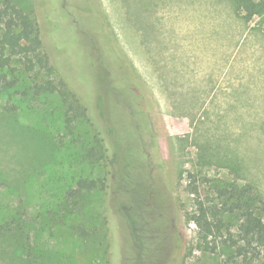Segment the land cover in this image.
Segmentation results:
<instances>
[{"label": "rangeland", "instance_id": "obj_1", "mask_svg": "<svg viewBox=\"0 0 264 264\" xmlns=\"http://www.w3.org/2000/svg\"><path fill=\"white\" fill-rule=\"evenodd\" d=\"M10 1L32 9L33 0ZM66 1L51 18L56 68L94 95V117L104 128L123 129L125 141L137 145L154 138L150 152L178 206L169 264H236L228 249L229 238L241 243L235 216H224L216 252L195 248L196 228L185 219L194 202L188 175L196 174L204 200L213 197L210 185L232 181L254 185L264 198V16L247 17L230 0ZM37 68L27 71L16 57L0 68V225L21 210L29 235L28 249L1 235L0 264H106L104 245L96 241L90 252L71 229L96 217L100 196L81 212L62 205L78 177L102 175L82 156L92 132L77 115L68 134L62 97L32 93L46 79ZM121 68L142 98L151 135L139 134L123 103L129 98L115 91ZM115 224L124 264L130 232L122 219ZM96 229L94 237L104 233L102 222ZM251 264H264V250Z\"/></svg>", "mask_w": 264, "mask_h": 264}, {"label": "trees", "instance_id": "obj_2", "mask_svg": "<svg viewBox=\"0 0 264 264\" xmlns=\"http://www.w3.org/2000/svg\"><path fill=\"white\" fill-rule=\"evenodd\" d=\"M59 2L64 6L67 4L66 0H33L32 9L26 11L10 0L1 1L0 68L9 67L13 57L23 61L27 71H33L38 65L37 69L46 75V79L33 84L32 93L37 96L56 92L62 97L64 129L68 134L73 133L77 115L83 117L90 127V142L82 156L87 163H98L102 175L78 177L74 186L65 191L62 201L65 208L81 212L86 201L94 195L100 196V210H97L96 217L91 222L83 219L81 223L71 226L90 245L88 251L93 252L98 241L100 246L105 247L103 258L106 264H120L115 224V217H118L128 226L131 237L129 249L123 253L124 264H169L178 206L171 194L168 175L159 167L161 161L154 159L150 152L155 140L151 137V142L146 144L142 140V145H137V142L125 141L124 136L128 135L123 129L104 128L94 117V95L81 87L78 78L62 72L60 68L57 70L52 41L56 27L51 18L53 10L60 6ZM230 2L235 10L245 12L247 17L264 16V0ZM47 6L50 10L43 13V7ZM69 17L67 15L66 21L72 23ZM122 70L119 69L115 91L129 98L128 103H123L131 108L132 120L139 134L147 132L151 135L148 116L142 111L145 108L142 98L131 87V80ZM52 76L58 81L54 82ZM97 100L100 102V97ZM99 102V116L103 117ZM188 177L187 188L194 202L192 209L186 211L185 219L196 228L195 248L206 253L216 252V236L224 216H235L242 234L241 243L229 238L228 249L236 264H251L264 250V198L260 191L249 183H216L210 185L213 197L204 200L198 189L196 174L190 173ZM22 213L17 210L15 218L8 225H0V236L14 238L17 247L28 249L29 235L20 224L23 221ZM100 222L104 233L100 232L99 237H94Z\"/></svg>", "mask_w": 264, "mask_h": 264}]
</instances>
